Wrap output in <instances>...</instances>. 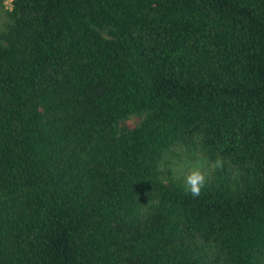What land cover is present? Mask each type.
<instances>
[{
    "label": "trees",
    "instance_id": "16d2710c",
    "mask_svg": "<svg viewBox=\"0 0 264 264\" xmlns=\"http://www.w3.org/2000/svg\"><path fill=\"white\" fill-rule=\"evenodd\" d=\"M0 264H264V0H0Z\"/></svg>",
    "mask_w": 264,
    "mask_h": 264
},
{
    "label": "clouds",
    "instance_id": "9594fccd",
    "mask_svg": "<svg viewBox=\"0 0 264 264\" xmlns=\"http://www.w3.org/2000/svg\"><path fill=\"white\" fill-rule=\"evenodd\" d=\"M11 4V0H7ZM214 168L223 167V159L217 158L213 162ZM184 190L193 197H198L206 185V174L200 167H192L183 177Z\"/></svg>",
    "mask_w": 264,
    "mask_h": 264
},
{
    "label": "rangeland",
    "instance_id": "374dc122",
    "mask_svg": "<svg viewBox=\"0 0 264 264\" xmlns=\"http://www.w3.org/2000/svg\"><path fill=\"white\" fill-rule=\"evenodd\" d=\"M11 4H12V0H11ZM11 4L7 3V0H4V7L5 9H10L11 8Z\"/></svg>",
    "mask_w": 264,
    "mask_h": 264
}]
</instances>
